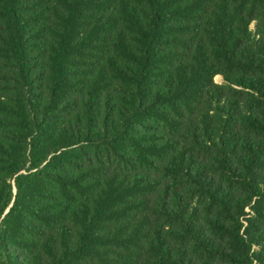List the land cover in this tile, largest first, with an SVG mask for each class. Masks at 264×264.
<instances>
[{"label":"trees","instance_id":"obj_1","mask_svg":"<svg viewBox=\"0 0 264 264\" xmlns=\"http://www.w3.org/2000/svg\"><path fill=\"white\" fill-rule=\"evenodd\" d=\"M0 264H264V0H0Z\"/></svg>","mask_w":264,"mask_h":264},{"label":"rangeland","instance_id":"obj_2","mask_svg":"<svg viewBox=\"0 0 264 264\" xmlns=\"http://www.w3.org/2000/svg\"><path fill=\"white\" fill-rule=\"evenodd\" d=\"M219 80V79H218Z\"/></svg>","mask_w":264,"mask_h":264}]
</instances>
